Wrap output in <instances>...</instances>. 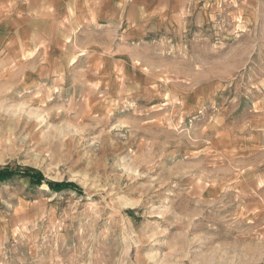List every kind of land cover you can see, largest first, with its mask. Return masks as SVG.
<instances>
[{"label": "rangeland", "instance_id": "obj_1", "mask_svg": "<svg viewBox=\"0 0 264 264\" xmlns=\"http://www.w3.org/2000/svg\"><path fill=\"white\" fill-rule=\"evenodd\" d=\"M14 13L0 166L77 189L1 182L0 264H264V0H173L66 50Z\"/></svg>", "mask_w": 264, "mask_h": 264}, {"label": "crops", "instance_id": "obj_2", "mask_svg": "<svg viewBox=\"0 0 264 264\" xmlns=\"http://www.w3.org/2000/svg\"><path fill=\"white\" fill-rule=\"evenodd\" d=\"M169 2L173 5V0H0V13L14 8L18 31L38 41L60 43L66 50L74 33L93 40L102 33L118 38L145 34Z\"/></svg>", "mask_w": 264, "mask_h": 264}, {"label": "trees", "instance_id": "obj_3", "mask_svg": "<svg viewBox=\"0 0 264 264\" xmlns=\"http://www.w3.org/2000/svg\"><path fill=\"white\" fill-rule=\"evenodd\" d=\"M13 178L25 179L32 186H40L41 184H46L49 189L54 192L64 189H77L76 186L72 183L46 181L39 170L31 168L29 166H0V183L12 180Z\"/></svg>", "mask_w": 264, "mask_h": 264}]
</instances>
